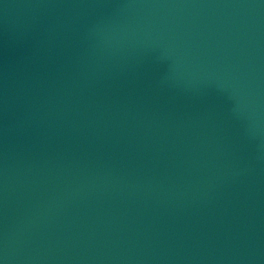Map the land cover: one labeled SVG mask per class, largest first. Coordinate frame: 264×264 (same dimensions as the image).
<instances>
[{
    "label": "water",
    "instance_id": "water-1",
    "mask_svg": "<svg viewBox=\"0 0 264 264\" xmlns=\"http://www.w3.org/2000/svg\"><path fill=\"white\" fill-rule=\"evenodd\" d=\"M0 264H264V0H0Z\"/></svg>",
    "mask_w": 264,
    "mask_h": 264
}]
</instances>
